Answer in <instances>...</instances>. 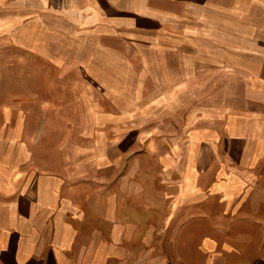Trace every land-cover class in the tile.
Masks as SVG:
<instances>
[{
	"label": "crops",
	"instance_id": "crops-1",
	"mask_svg": "<svg viewBox=\"0 0 264 264\" xmlns=\"http://www.w3.org/2000/svg\"><path fill=\"white\" fill-rule=\"evenodd\" d=\"M190 1L0 0V39L28 51L45 52V59H50L49 45L65 44L66 39L77 43L82 38H107L111 43L132 34L143 44H176L181 41L176 34L162 36L161 16L189 13ZM146 27L156 36L146 35ZM253 51L246 52L253 55L250 59L264 62ZM230 52L216 47L218 54ZM253 71L249 81L255 83L261 76ZM263 86L264 80L259 87L261 99L245 95L246 103L239 109L223 107L211 113L213 126L204 118L197 124L188 120L180 152L183 168L179 171L177 164L170 163L165 167L170 175L181 173L179 180L171 181L176 195L163 197L167 209L154 208L153 216L146 214L145 198L138 196L140 188L128 190L129 170L122 165L118 140L111 141L115 156L85 150L84 161L63 163L55 170L45 162L37 166L28 118L17 101H0V264H145L144 248H179V252L192 248L197 253L173 264H199V259L203 264H264V216L261 208H250L264 205V188H260L264 131H236L256 117L264 123V115L250 109L251 101L264 103ZM250 87V92L258 89ZM225 134L231 141L227 154H236L235 167L226 163L221 150ZM143 139L139 136L137 141ZM179 147L176 141L169 144L168 156L176 157ZM91 160L94 163L88 164ZM91 167L105 171V180L87 176ZM82 183L87 187L82 189ZM98 183L103 186L96 187ZM210 202L217 205L216 211L208 207ZM226 220L238 222L237 227L230 228ZM146 221L153 223L146 228ZM147 236H167L168 245H150ZM156 259L161 264L160 256Z\"/></svg>",
	"mask_w": 264,
	"mask_h": 264
},
{
	"label": "rangeland",
	"instance_id": "rangeland-1",
	"mask_svg": "<svg viewBox=\"0 0 264 264\" xmlns=\"http://www.w3.org/2000/svg\"><path fill=\"white\" fill-rule=\"evenodd\" d=\"M235 1L238 3L234 8ZM235 1L191 0L189 13L162 15V36L176 34L181 38L176 44H143L132 34L111 43L107 38L106 43L99 38H82L77 43L66 39L65 44L49 45L50 59H45V52L28 51L1 38L0 101H17L28 118L27 130L34 134V165L45 162L55 170L63 163L84 161L87 157L81 154L85 150L115 156L111 141L116 144L118 140V152L123 149L122 165L129 170L128 190L140 188L138 196L145 198L148 216L156 214L154 208L166 210L167 202L162 198L176 195L171 181L179 180L181 173L170 175L165 167L170 163L177 164L179 171L183 168L180 152L186 143L188 120L197 124L204 118L213 126L211 113L223 107L239 109L245 95L263 97L259 87L264 80V62L250 59L253 55L246 52L254 50L256 57H264V0ZM145 29L146 35L156 36ZM217 45L231 54L216 53ZM253 70L261 76L255 83L249 81ZM253 85L258 89L250 92ZM250 107L264 115L263 102L251 101ZM259 120L256 117L246 128L236 129L237 133L256 129L259 134L264 131V123ZM139 136L145 139L137 141ZM174 141L180 151L176 157H169V144ZM230 143L225 134L221 150L226 163L235 167L236 154H227ZM101 159L98 156L97 160ZM93 163L91 160L88 164ZM96 170L91 167L86 175L104 181L105 171ZM81 186L87 187L83 183ZM260 188H264V180ZM208 207L217 209L211 202ZM251 207L253 211L261 208L264 216V205ZM227 208L230 213L232 209ZM151 223L146 221V228ZM237 223L226 220L230 228L237 227ZM193 239L195 242L197 237ZM256 240H260L259 232ZM168 241L167 236L146 237L150 245H168ZM178 250L144 248V262L156 264L160 256L161 264H173L176 259L184 263L185 256L197 254L192 248ZM261 251L264 256V248ZM198 262L203 264L200 259Z\"/></svg>",
	"mask_w": 264,
	"mask_h": 264
}]
</instances>
